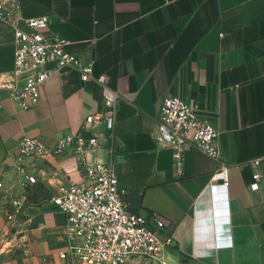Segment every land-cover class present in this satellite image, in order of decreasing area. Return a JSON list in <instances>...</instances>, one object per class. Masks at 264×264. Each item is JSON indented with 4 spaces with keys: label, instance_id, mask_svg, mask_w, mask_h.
<instances>
[{
    "label": "crops",
    "instance_id": "0c3cea01",
    "mask_svg": "<svg viewBox=\"0 0 264 264\" xmlns=\"http://www.w3.org/2000/svg\"><path fill=\"white\" fill-rule=\"evenodd\" d=\"M0 2L24 18L49 16L45 35L66 39L70 53L92 62V76L106 74L119 92L111 154L118 187L141 191L136 213L163 218L172 261L264 264V185L247 187V160L264 154V0ZM19 25L25 28L22 20ZM14 49L12 29L0 22V214L8 225L0 228V251L17 249L3 235H18L24 251L18 264H46L58 260L64 224L49 198L83 172L71 151L28 157L35 180L25 183L15 170L19 142L35 135L53 146L81 130L84 117L103 107V96L93 79L50 66L37 103L21 108L11 98L22 86L11 77ZM167 95L181 96L210 119L219 132V160L188 146L178 173L171 148L155 145ZM219 161L227 166L226 184L211 180ZM14 197L23 198V209L9 221Z\"/></svg>",
    "mask_w": 264,
    "mask_h": 264
},
{
    "label": "built area",
    "instance_id": "2783aa9c",
    "mask_svg": "<svg viewBox=\"0 0 264 264\" xmlns=\"http://www.w3.org/2000/svg\"><path fill=\"white\" fill-rule=\"evenodd\" d=\"M22 20L25 28L19 25ZM0 22L12 29L15 44L11 77L22 79V86L13 89L11 98L28 109L39 99V87L55 70L74 69L82 81L93 79L101 88L103 107L87 114L81 130L61 136L47 146L35 135H24L18 145L15 170L25 183L35 180L29 174L28 157L62 155L71 151L82 169V179L52 195L49 201L64 215L62 244L57 261L46 264H123L139 256L160 264H174L169 248L172 237L164 232L166 223L155 212L149 215L127 211L125 193L118 187L111 154L115 115L120 94L108 85L106 74L92 76V62L70 53L66 39L48 37L45 30L51 22L47 15L24 18L17 7L0 2ZM179 95H167L160 104L153 133L155 145L172 150L173 164L181 173L183 152L194 146L207 156L220 159L218 130L210 119L201 115ZM102 126V128H100ZM251 168L248 189L258 191L264 185V154L247 160ZM211 180L226 184L227 166L219 161ZM2 183L0 182V187ZM6 218L14 221L23 209V198L9 200Z\"/></svg>",
    "mask_w": 264,
    "mask_h": 264
},
{
    "label": "rangeland",
    "instance_id": "374dc122",
    "mask_svg": "<svg viewBox=\"0 0 264 264\" xmlns=\"http://www.w3.org/2000/svg\"><path fill=\"white\" fill-rule=\"evenodd\" d=\"M4 226H8V225L6 223V220L2 216V214H0V228L4 227ZM17 236L14 237L13 234H9V236H7V238H5L6 236H4V235L1 237V239H3L4 243H8L10 246L12 244H15L14 247H16L17 249H15L14 251H10L9 253H5V252L0 251V254H1L0 255V264H1L2 260L5 261L6 259L7 260H13L14 264H18V260L20 258V253H23L24 251H22L23 250L22 240H19V238ZM6 239H8V240H6ZM12 239L16 242H14ZM2 254H3V256H2ZM4 254H6V255H4ZM172 257H173V259L174 258L176 259V256L172 255ZM173 262H174V264H180L179 261L175 262L173 260ZM123 264H160V263L153 261L152 259L134 256V257L127 259ZM190 264H194V263H190Z\"/></svg>",
    "mask_w": 264,
    "mask_h": 264
},
{
    "label": "water",
    "instance_id": "95a60500",
    "mask_svg": "<svg viewBox=\"0 0 264 264\" xmlns=\"http://www.w3.org/2000/svg\"><path fill=\"white\" fill-rule=\"evenodd\" d=\"M141 191L127 192L125 196L127 197V211L131 213H136L139 205L138 196Z\"/></svg>",
    "mask_w": 264,
    "mask_h": 264
},
{
    "label": "trees",
    "instance_id": "16d2710c",
    "mask_svg": "<svg viewBox=\"0 0 264 264\" xmlns=\"http://www.w3.org/2000/svg\"><path fill=\"white\" fill-rule=\"evenodd\" d=\"M177 254H179V255H180V258H182V259H185V258H183V255H181L179 252H178Z\"/></svg>",
    "mask_w": 264,
    "mask_h": 264
}]
</instances>
